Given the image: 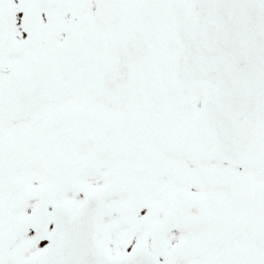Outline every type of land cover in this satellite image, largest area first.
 I'll list each match as a JSON object with an SVG mask.
<instances>
[{
	"label": "snow or ice",
	"instance_id": "6c2138e0",
	"mask_svg": "<svg viewBox=\"0 0 264 264\" xmlns=\"http://www.w3.org/2000/svg\"><path fill=\"white\" fill-rule=\"evenodd\" d=\"M0 264H264V0H0Z\"/></svg>",
	"mask_w": 264,
	"mask_h": 264
}]
</instances>
